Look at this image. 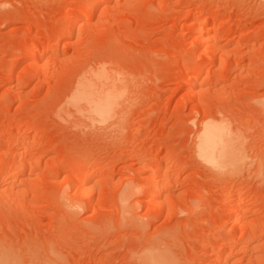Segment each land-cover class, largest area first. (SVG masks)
I'll list each match as a JSON object with an SVG mask.
<instances>
[{"label":"rangeland","instance_id":"1","mask_svg":"<svg viewBox=\"0 0 264 264\" xmlns=\"http://www.w3.org/2000/svg\"><path fill=\"white\" fill-rule=\"evenodd\" d=\"M154 255L264 264V0H0V264Z\"/></svg>","mask_w":264,"mask_h":264},{"label":"bare ground","instance_id":"2","mask_svg":"<svg viewBox=\"0 0 264 264\" xmlns=\"http://www.w3.org/2000/svg\"><path fill=\"white\" fill-rule=\"evenodd\" d=\"M77 23V22H76ZM77 25V24H76ZM200 71V70H198ZM199 74V73H198ZM195 75H197V73H195ZM98 78H101V76ZM90 79V78H89ZM103 79V78H102ZM100 80V79H98ZM90 80H88L89 82ZM86 83V81H84ZM103 82V81H102ZM85 86H83L84 88L81 89V91L83 90V96L86 98L88 97L89 99L94 98L95 100L89 102L88 111H91V113L93 114V118L98 119L99 120H103L105 118V115L107 114V110L108 109V104L110 103V94L112 95L113 93H111V90L113 92V89L111 88H104L105 86L102 85L99 81V83L95 84L93 81L88 83V84H84ZM104 86V87H103ZM114 88V87H113ZM81 94V93H80ZM82 96V95H81ZM92 97V98H91ZM83 98V97H82ZM84 99V98H83ZM107 107V108H106ZM86 108V107H85ZM108 118V117H107ZM106 119V118H105ZM102 122V121H100ZM228 129V128H227ZM226 127L222 124H211L209 123L207 126H205L204 130L202 131L201 135L199 136L198 139V155L207 163H209L212 166H217L218 168H225L223 166H226V162H229V156L231 157V155L233 156L232 153H234L232 151L231 153V142L233 141L232 138L235 137H230V134L228 133ZM239 141V140H237ZM238 143V142H237ZM236 143V144H237ZM240 146V144H238ZM232 146H233V142H232ZM238 146V147H239ZM197 147V146H196ZM237 147V148H238ZM234 148V147H233ZM236 148V147H235ZM241 148V147H240ZM238 152V151H236ZM235 152V153H236ZM231 153V155H230ZM242 154V153H241ZM236 156V155H235ZM238 157V156H237ZM228 158V159H227ZM232 158V157H231ZM235 158V157H234ZM232 162V160H231ZM230 163V162H229ZM228 164V163H227ZM209 165V166H210ZM237 166V165H234ZM38 167V166H37ZM228 167V166H226ZM215 168V167H214ZM229 168V167H228ZM226 169V168H225ZM225 171V170H224ZM51 172V171H50ZM162 171L158 170L155 176V179L153 181V189L151 190L152 193H150V199L151 200H156L159 203L160 198L162 197V186H160L159 181L157 178H159V176L161 175ZM94 173L87 171L84 175V179H88L90 178ZM97 174V173H95ZM89 181V180H88ZM74 183V182H73ZM80 183V181H79ZM75 185V184H74ZM76 187V186H75ZM82 187V186H81ZM81 189V188H80ZM79 190V189H78ZM87 192V189L82 188L81 192ZM236 194V193H235ZM230 200V199H229ZM155 202V201H154ZM126 203V201H125ZM235 209V208H234ZM231 214H233V210H230ZM229 213V215H230ZM153 253H151L152 255ZM159 253L157 252V255ZM150 256V255H149ZM161 255L155 256L154 257H150V259L152 258V262L153 264H167V262H163L165 261L162 260L163 257L160 259ZM151 261V260H150ZM162 261V262H161ZM151 263V262H150Z\"/></svg>","mask_w":264,"mask_h":264}]
</instances>
